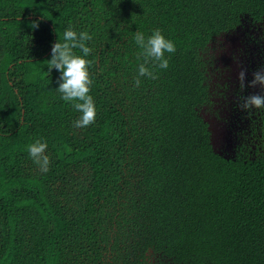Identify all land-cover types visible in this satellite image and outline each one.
<instances>
[{"label":"trees","instance_id":"obj_1","mask_svg":"<svg viewBox=\"0 0 264 264\" xmlns=\"http://www.w3.org/2000/svg\"><path fill=\"white\" fill-rule=\"evenodd\" d=\"M244 17L264 0H0V264H264V154L221 155L201 114L202 53ZM69 24L91 36L80 129L47 69ZM156 29L176 51L136 87L135 33Z\"/></svg>","mask_w":264,"mask_h":264},{"label":"rangeland","instance_id":"obj_2","mask_svg":"<svg viewBox=\"0 0 264 264\" xmlns=\"http://www.w3.org/2000/svg\"><path fill=\"white\" fill-rule=\"evenodd\" d=\"M210 101L201 108L215 150L227 158L264 154V22L244 17L235 31L217 37L202 53ZM150 264H157L156 261Z\"/></svg>","mask_w":264,"mask_h":264},{"label":"clouds","instance_id":"obj_3","mask_svg":"<svg viewBox=\"0 0 264 264\" xmlns=\"http://www.w3.org/2000/svg\"><path fill=\"white\" fill-rule=\"evenodd\" d=\"M35 29L39 27V22H33ZM63 42L60 38L52 46L51 58L48 59V73L53 69L59 73L57 83L59 87L55 90L60 93V99L70 102L72 108L79 112V117L73 121L74 128H85L94 123L97 110L93 97L89 94L92 86L89 68L92 61L87 59L90 49L86 46V41L91 40L87 31H76L69 24L63 31ZM134 40L140 49L139 56L144 62L138 65L137 76L134 85L140 86L141 77L155 78L148 65H153L159 69L169 67V59L165 53L172 54L176 51L173 40L166 38L160 29L154 30L147 38L136 31ZM79 48L81 55L75 54L74 49ZM249 103L257 108L264 107V96H252ZM48 144L42 139H37L26 146V151L33 163L41 172H47L50 165V157L46 150Z\"/></svg>","mask_w":264,"mask_h":264}]
</instances>
